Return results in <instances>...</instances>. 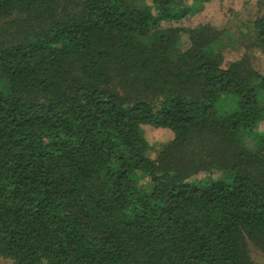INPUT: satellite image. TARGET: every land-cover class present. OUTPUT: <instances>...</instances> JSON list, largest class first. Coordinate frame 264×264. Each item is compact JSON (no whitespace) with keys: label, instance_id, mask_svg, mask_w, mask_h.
<instances>
[{"label":"trees","instance_id":"1","mask_svg":"<svg viewBox=\"0 0 264 264\" xmlns=\"http://www.w3.org/2000/svg\"><path fill=\"white\" fill-rule=\"evenodd\" d=\"M209 1L0 0V259L264 264V0Z\"/></svg>","mask_w":264,"mask_h":264},{"label":"rangeland","instance_id":"2","mask_svg":"<svg viewBox=\"0 0 264 264\" xmlns=\"http://www.w3.org/2000/svg\"><path fill=\"white\" fill-rule=\"evenodd\" d=\"M248 1V2H247ZM255 0H210L203 7V10L191 15L189 18L183 21L185 26H193L200 22H210L216 27L228 25L231 19H237L240 21L238 30L245 29L247 23V11L250 6V2ZM244 24V25H243ZM187 42V36L182 35L181 47H185ZM243 47L239 48L233 45H227L224 50L225 56L239 58L243 53ZM246 53L250 55L252 64L260 71H264V55L257 48H248ZM264 130V122L259 126ZM144 131L150 143L149 154L153 156L159 146L163 143L171 141L174 137L173 132L164 127H158L154 125H145ZM262 260V259H261ZM0 264H12L8 259H0Z\"/></svg>","mask_w":264,"mask_h":264}]
</instances>
